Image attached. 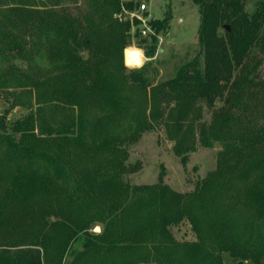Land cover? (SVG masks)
Returning a JSON list of instances; mask_svg holds the SVG:
<instances>
[{"label": "trees", "instance_id": "trees-1", "mask_svg": "<svg viewBox=\"0 0 264 264\" xmlns=\"http://www.w3.org/2000/svg\"><path fill=\"white\" fill-rule=\"evenodd\" d=\"M192 1L198 49L154 82L169 5L144 33L117 16L134 0H0V264H264V0ZM133 38L148 60L126 69ZM156 125L183 164L219 144L192 189L128 181V149ZM184 219L192 240L172 233Z\"/></svg>", "mask_w": 264, "mask_h": 264}, {"label": "rangeland", "instance_id": "rangeland-1", "mask_svg": "<svg viewBox=\"0 0 264 264\" xmlns=\"http://www.w3.org/2000/svg\"><path fill=\"white\" fill-rule=\"evenodd\" d=\"M8 3L11 0H3ZM144 3L145 8L139 9V6L131 10H125L117 16L122 20H139L138 28L144 31H150L148 19H161L166 5L170 6L172 17L169 21V27L166 31L158 34L157 51L153 59L155 74L152 80L154 82L163 81L170 77L179 65V62L185 55L190 57L197 51L198 43L196 41L199 10L192 0H134ZM261 0H245L246 9L251 12L256 8V4ZM69 4L73 10L84 8V0H61L60 3ZM146 12V13H145ZM133 28H136L135 26ZM131 45V46H130ZM129 47L123 49L122 60L126 69L140 67L148 60L144 55V50L132 39ZM87 51L84 52L86 54ZM258 69L264 64V56ZM6 63V62H5ZM153 72V69H151ZM259 71V70H258ZM0 96V115L9 107L11 102ZM9 103V104H8ZM219 103L215 102V105ZM202 105V116L209 118L211 109L204 103ZM26 109L17 104L7 112V121H13L22 116ZM220 148L219 144L206 147L198 143L193 151L188 153V159L183 164L180 158L173 150V141L166 134L163 125H156L155 129L144 131L133 141L128 149V162L138 161L140 167L138 170L128 174V181L131 185L150 184L158 180L159 174L163 175V181L169 184L176 191H187L192 189L199 178L206 176L216 166V151ZM91 231L99 234L101 226L93 225ZM172 233L177 240H192L195 235L190 224L186 219L172 226ZM76 247L81 248V243L76 242ZM224 264H252L249 260L237 261L236 259L223 253Z\"/></svg>", "mask_w": 264, "mask_h": 264}, {"label": "water", "instance_id": "water-1", "mask_svg": "<svg viewBox=\"0 0 264 264\" xmlns=\"http://www.w3.org/2000/svg\"><path fill=\"white\" fill-rule=\"evenodd\" d=\"M224 28L225 29H229V24L227 25V24H225L224 25ZM263 72H264V64L262 65V67L259 69V71L257 72L258 74H257V76L259 77V76H261V75H263ZM241 262V261H240Z\"/></svg>", "mask_w": 264, "mask_h": 264}, {"label": "built area", "instance_id": "built-area-1", "mask_svg": "<svg viewBox=\"0 0 264 264\" xmlns=\"http://www.w3.org/2000/svg\"><path fill=\"white\" fill-rule=\"evenodd\" d=\"M145 8V4L144 3H141L140 5H139V9H141V10H143ZM129 47V46H128Z\"/></svg>", "mask_w": 264, "mask_h": 264}, {"label": "bare ground", "instance_id": "bare-ground-1", "mask_svg": "<svg viewBox=\"0 0 264 264\" xmlns=\"http://www.w3.org/2000/svg\"><path fill=\"white\" fill-rule=\"evenodd\" d=\"M131 46V45H130Z\"/></svg>", "mask_w": 264, "mask_h": 264}]
</instances>
